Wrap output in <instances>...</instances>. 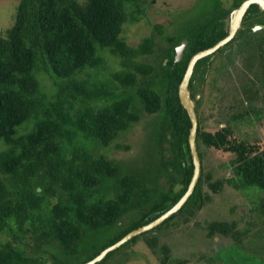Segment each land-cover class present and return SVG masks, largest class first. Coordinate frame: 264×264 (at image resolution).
<instances>
[{
	"label": "trees",
	"instance_id": "1",
	"mask_svg": "<svg viewBox=\"0 0 264 264\" xmlns=\"http://www.w3.org/2000/svg\"><path fill=\"white\" fill-rule=\"evenodd\" d=\"M148 1H17L12 23L0 34V233L9 237L0 238V264L37 262L35 256L25 253L22 238L26 233L41 243H57L59 256L52 252L50 264H62L61 255L75 249L89 231L112 226V236L87 260L129 229L157 216L185 190L192 173L187 144L190 121L179 103L177 84L190 55L226 34L223 17L228 9L203 16L178 34L165 35L169 45L162 56L167 60H160L151 75L153 65L137 59L152 51L151 36L130 45L120 35L122 23L138 19ZM262 11L264 8L250 3L242 24ZM256 21L264 25V16L258 15ZM235 38L247 45L252 44L247 40L251 38L260 42L264 26L250 32L238 27L227 42ZM181 39H186V44L181 57L174 60L173 48ZM105 50L118 57L120 64L107 74L103 72ZM210 54L194 63L187 84L190 98L195 94L193 71ZM43 78L49 84H44ZM141 110L158 114L150 130L155 152L150 156L149 171L124 170L119 160L94 151L95 145L106 147L136 122ZM196 118L199 160L200 144L233 152L228 160L230 174L208 182V187L215 191L225 181L237 189L253 186L264 190V152L254 143L231 137L229 124L209 131L200 128ZM161 175L165 177L163 185L158 182ZM201 182L200 169L192 191L176 211L108 250L99 261L139 236L156 252L154 232L176 215H192L201 207ZM261 203L264 206V199ZM124 217V222H119ZM205 222L209 236L217 232L240 238L234 220ZM220 247L215 254L226 264L229 259L233 264H263L261 257L244 254L231 243ZM159 251L160 261L165 263L167 244H161ZM253 257L258 261L253 262ZM169 262L185 264L183 258Z\"/></svg>",
	"mask_w": 264,
	"mask_h": 264
},
{
	"label": "rangeland",
	"instance_id": "2",
	"mask_svg": "<svg viewBox=\"0 0 264 264\" xmlns=\"http://www.w3.org/2000/svg\"><path fill=\"white\" fill-rule=\"evenodd\" d=\"M17 1L0 0V34L12 23ZM231 2L232 0H149L138 19L122 23L120 35L130 45H136L143 37L151 36L152 51L139 55L137 59L153 65L152 75L158 70L159 61L165 63L167 60L162 56L169 45L165 35L178 34L192 23L200 21L203 16L209 17L221 8L228 9L224 23L228 27L229 14L235 7ZM258 15L264 16V11L253 13L244 24L241 20L238 27L243 26L245 32L262 30L263 23L261 26L256 25L260 24L256 21ZM237 39L227 42L222 49L213 51L195 68L192 79L195 94L191 101H197L196 115L200 128L213 131L229 124L232 129L231 137L254 143L258 150L264 152V39L260 42L253 38L247 39L253 45H247L244 40L237 43ZM103 54L104 74L119 67L118 57L107 50ZM42 81L49 84L46 78ZM140 112V118L136 122L119 132L106 147L95 145L94 151L119 160L124 170L149 171L152 166L150 156L155 152L150 141V130L154 127L158 114L144 110ZM199 148L201 189L204 196L201 207L192 215H176L167 225L156 230V252L139 236L111 252L104 260H98L96 264H170L171 258H183L185 264H226L215 252L220 246L230 243L244 254L261 257L264 264V206L261 203L264 190L253 189L256 188L253 186L249 187L251 189H237L222 181L212 191L207 183L230 174L228 160L233 152L202 144ZM158 182L165 184V177L161 175ZM210 219L234 220L235 227L241 232L240 238L233 239L217 232L207 235L205 221ZM124 220L125 217L119 222ZM113 231L112 226L89 231L76 244L75 249L66 256L61 255L62 264L85 260L96 247L108 241ZM0 238L9 237L0 233ZM22 239L25 241V253L37 258V262L33 264H50L53 261L52 252L59 256L55 242L41 243L30 236V232ZM163 243L167 244L169 255L165 263L160 261L159 249ZM235 259L237 261L238 258ZM251 259L253 262L258 261V258ZM228 262L233 264L232 259Z\"/></svg>",
	"mask_w": 264,
	"mask_h": 264
},
{
	"label": "water",
	"instance_id": "3",
	"mask_svg": "<svg viewBox=\"0 0 264 264\" xmlns=\"http://www.w3.org/2000/svg\"><path fill=\"white\" fill-rule=\"evenodd\" d=\"M250 3H256L260 8H264V0H241L238 3V5H236L232 9L231 14H229V18H228L229 23H228V27H226L227 28L226 34L223 35L221 38L217 39L213 44L207 47L201 48L199 50H196L190 55V57L188 58L186 62V66L184 68L180 81L177 84V97H178L179 103L185 109L188 115L189 121H190V125L188 128V134H187V144H188L189 154H190L191 163H192V173L186 185L185 190L181 193V195L177 198L176 201H174L168 208H166L164 211L159 213L157 216H155L154 218L150 219L149 221L143 224H140L134 228L129 229L118 239H116L112 243L101 248L91 258L83 262H80L78 264H92L95 261H98L100 258H102L108 250L115 248L116 246H118L125 240L129 239L133 235L138 234L144 230L150 229L153 226L157 225L168 215L176 211L182 205V203L185 201L187 196L192 191L193 186L199 175L200 160L197 154L196 143H195L197 118H196V112L193 106V102L191 101V98L188 93V88H187L188 80L192 72L194 63L198 58L212 53L219 46L223 45L234 35V33L236 32L240 24L241 18ZM226 19L227 18L224 17L225 22H226ZM256 25L261 26L262 24H256ZM185 44H186V39H182L180 40L178 44L174 46V49H173L174 51L173 59L174 60H178L181 57Z\"/></svg>",
	"mask_w": 264,
	"mask_h": 264
},
{
	"label": "flooded vegetation",
	"instance_id": "4",
	"mask_svg": "<svg viewBox=\"0 0 264 264\" xmlns=\"http://www.w3.org/2000/svg\"><path fill=\"white\" fill-rule=\"evenodd\" d=\"M225 15H226V13H225ZM225 15H224V17H225ZM224 17H223V21H224ZM224 23H225V21H224ZM224 26H225V24H224ZM226 27V26H225Z\"/></svg>",
	"mask_w": 264,
	"mask_h": 264
}]
</instances>
